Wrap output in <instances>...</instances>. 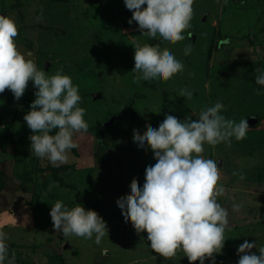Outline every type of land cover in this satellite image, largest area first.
Listing matches in <instances>:
<instances>
[{
  "label": "rangeland",
  "instance_id": "rangeland-1",
  "mask_svg": "<svg viewBox=\"0 0 264 264\" xmlns=\"http://www.w3.org/2000/svg\"><path fill=\"white\" fill-rule=\"evenodd\" d=\"M0 13L15 19L17 47L38 67L54 72L62 66L72 77L89 125L74 132L77 147L67 161L53 166L30 147L24 113L35 98L32 81L19 99L7 87L0 92V231L14 264H199L181 250L167 258L152 249L146 230L125 225L117 202L130 195L133 181L142 185L146 166L156 160L150 147L138 151L133 132L142 136L146 122L158 126L165 113L195 119L217 100L226 117L247 116L249 127L230 144L205 142L200 154L217 159V185L224 186L217 199L228 209L215 264H237L236 249L245 239L264 244V91H256L264 85L255 82L254 71L264 68V0H194L190 27L171 44L149 40L136 21L129 23L132 10L124 0H0ZM188 44L192 50L185 55ZM134 45L175 53L183 71L159 84H134ZM182 87L193 95H179ZM57 199L94 209L110 235L97 245L94 236L54 229L50 208Z\"/></svg>",
  "mask_w": 264,
  "mask_h": 264
},
{
  "label": "clouds",
  "instance_id": "clouds-1",
  "mask_svg": "<svg viewBox=\"0 0 264 264\" xmlns=\"http://www.w3.org/2000/svg\"><path fill=\"white\" fill-rule=\"evenodd\" d=\"M124 3L132 10L129 23L136 21L149 40L160 38L165 43H175L184 38L183 30L190 27L194 0H124ZM17 35L15 19L0 13V92L7 87L14 99H19L29 80L32 81L35 98L24 113V120L32 129L30 147L36 156L47 157L53 166H59L67 161L69 150L77 147L74 132L89 127L84 118L86 110L79 103L82 99L79 86L62 66L54 72L38 67L30 53L26 56L17 47ZM229 40L230 37H224L221 42ZM191 50L192 45H186L185 55ZM183 69V61L173 52L134 45L132 71L137 76L133 82L138 86L142 82L159 84ZM254 71L255 82L264 85V68L257 67ZM179 95L190 98L193 90L182 87ZM224 107L217 100L202 107L195 119L191 115L181 119L165 113L158 126L146 122L142 136L139 131L133 132L138 151L150 147L156 160L146 166L142 185L133 181L130 195L119 200L117 208L125 225L131 222L138 233L146 230L150 247L164 257H172L181 250L189 261L199 258V264H205L208 259L209 264H215L214 253L223 249L229 227L228 209L217 198L224 186L217 185L220 177L217 159L200 154L205 142L230 144L232 137L243 139L249 127L247 116L236 121L220 111ZM232 207L239 209L240 204L234 203ZM50 216L52 227L66 236H94L95 243L100 245L110 235L106 222L82 203L69 206L57 199L52 203ZM253 245L258 253L249 251ZM8 251L6 234L0 231V264H14L15 254L9 257ZM236 251L237 264H264V244L257 245L256 240L245 239Z\"/></svg>",
  "mask_w": 264,
  "mask_h": 264
},
{
  "label": "trees",
  "instance_id": "trees-1",
  "mask_svg": "<svg viewBox=\"0 0 264 264\" xmlns=\"http://www.w3.org/2000/svg\"><path fill=\"white\" fill-rule=\"evenodd\" d=\"M218 37H219V34H218ZM167 94H168V92H164V100L165 101H167ZM165 108L161 111V113L159 114V115H157V116H155L154 118H153V123L155 124V122L159 119V118H161L162 116H163V114H164V112H165ZM121 116V114L119 115V117ZM155 127V126H154ZM104 146L101 144L100 145V148H99V153L100 154H102L104 151H105V149L103 148Z\"/></svg>",
  "mask_w": 264,
  "mask_h": 264
},
{
  "label": "water",
  "instance_id": "water-1",
  "mask_svg": "<svg viewBox=\"0 0 264 264\" xmlns=\"http://www.w3.org/2000/svg\"><path fill=\"white\" fill-rule=\"evenodd\" d=\"M116 117H117V116H113L109 122L112 123L113 120H114ZM221 162H222V158L219 159V163H221Z\"/></svg>",
  "mask_w": 264,
  "mask_h": 264
},
{
  "label": "crops",
  "instance_id": "crops-1",
  "mask_svg": "<svg viewBox=\"0 0 264 264\" xmlns=\"http://www.w3.org/2000/svg\"><path fill=\"white\" fill-rule=\"evenodd\" d=\"M223 162V161H222ZM222 162L220 163V165L222 164Z\"/></svg>",
  "mask_w": 264,
  "mask_h": 264
}]
</instances>
